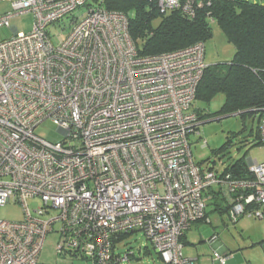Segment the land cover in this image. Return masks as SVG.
I'll list each match as a JSON object with an SVG mask.
<instances>
[{
  "label": "built area",
  "instance_id": "obj_1",
  "mask_svg": "<svg viewBox=\"0 0 264 264\" xmlns=\"http://www.w3.org/2000/svg\"><path fill=\"white\" fill-rule=\"evenodd\" d=\"M11 1L0 26L22 13L34 25L0 42V205L14 200L26 217L0 219V264H39L56 223L57 254L91 264L123 263L129 252H116L117 238L133 231L166 264H198L181 236L208 217L210 189L232 222L264 217V160H248L249 176L234 177L202 168L190 151L202 121L194 101L208 66L203 41L142 54L128 16L105 0ZM214 1L157 6L192 17ZM63 18L70 24L55 44L48 28ZM46 119L63 136L57 143L33 133ZM35 197L43 205L32 211ZM214 257L228 264L218 251Z\"/></svg>",
  "mask_w": 264,
  "mask_h": 264
},
{
  "label": "rangeland",
  "instance_id": "obj_2",
  "mask_svg": "<svg viewBox=\"0 0 264 264\" xmlns=\"http://www.w3.org/2000/svg\"><path fill=\"white\" fill-rule=\"evenodd\" d=\"M254 2H262L263 0H252ZM12 10L11 0L0 1V16L9 13ZM83 10V9H82ZM34 15L32 13H22L15 15L10 20L11 26H0V42L16 35L15 29L20 32H29L34 25ZM159 20L155 21L158 24ZM70 21L63 18L48 28L53 37L55 44L59 43L65 37V32L69 27ZM211 36L205 42V61L208 65L215 63H228L234 58L235 47L233 43L227 39L225 32L212 22ZM63 33L60 34V32ZM226 96L224 93L216 94L210 103L197 99L194 104L202 110L207 111L210 117L203 125H199L196 133L189 135L192 155L196 163H202L203 167H207L209 162L207 158L215 160L216 167L223 169L226 165L235 162L236 160L250 159L264 160V145H260L256 138V130L258 127V120L256 114H247L242 116L240 114L228 115L220 114ZM219 118V119H218ZM203 122V121H202ZM58 127L52 120L46 119L39 124L33 133L51 142L60 141L62 134L57 131ZM207 144L203 147L204 142ZM205 160V161H204ZM224 162L221 164V162ZM249 162V161H248ZM43 205V201L39 197L30 198L28 206L32 211L38 209ZM26 217L25 208L22 204L10 200L4 205H0V219L3 220H23ZM44 217V216H43ZM228 225L220 232V241L223 242L229 249V257L237 263H254L264 264V217L258 218L255 216L245 215L235 222H227ZM59 224L54 225V231L49 233L45 241L43 250L40 254L39 264H91L79 255H64L57 254L56 244L60 239L58 230ZM256 229V245L248 246L242 242L247 237V234ZM193 234H197L196 227H192ZM249 235V234H248ZM199 239V238H198ZM197 246V247H195ZM205 246V247H202ZM208 246L209 240L205 242H197L196 244L184 245L182 248L185 254L196 253V248L202 247L200 253L201 258H208L210 264L216 261L213 250ZM148 249V250H147ZM210 250V252H208ZM116 252L126 254L129 252L128 259L120 264H166L159 257L157 250L153 244L146 238L143 232L139 231L133 233L121 242L116 244ZM206 256V257H205ZM202 264V262H201Z\"/></svg>",
  "mask_w": 264,
  "mask_h": 264
},
{
  "label": "trees",
  "instance_id": "obj_3",
  "mask_svg": "<svg viewBox=\"0 0 264 264\" xmlns=\"http://www.w3.org/2000/svg\"><path fill=\"white\" fill-rule=\"evenodd\" d=\"M104 4L107 9L124 12L128 16L130 35L142 54L174 51L199 40L205 43L211 36L212 22L217 23L235 47L234 58L225 64L207 66L196 100L210 103L216 94L224 93L226 101L218 113L240 111L242 116L256 114L258 127L255 136L259 144L264 145L259 124L264 119V0H215L197 9L192 17L180 10L164 13L157 6V0H105ZM156 20H159L158 24H155ZM196 108L200 120L210 117L207 111ZM205 160L209 162L207 167L213 169L216 166L215 160ZM198 164L207 168L202 163ZM248 168V162L239 159L223 169L218 167V170L229 172L234 177H248ZM210 192L215 190L210 189ZM221 200L224 204V199ZM221 206L228 211V204ZM136 232L139 231L121 234L117 243ZM184 235L181 236L182 241ZM158 255L161 258L159 252Z\"/></svg>",
  "mask_w": 264,
  "mask_h": 264
},
{
  "label": "crops",
  "instance_id": "obj_4",
  "mask_svg": "<svg viewBox=\"0 0 264 264\" xmlns=\"http://www.w3.org/2000/svg\"><path fill=\"white\" fill-rule=\"evenodd\" d=\"M206 195H208L207 198L208 210H206L208 213L207 214L208 217L206 218V220L195 222V224L193 225L194 227H196L198 231L197 234H193V232L191 231L193 226L191 227V229H189L186 232V235H184V239H183L184 244L186 245V243H188L195 245L196 240L197 242H205V243L207 240H209V244L211 246L208 247L210 248V250H213L214 254L215 251H218L221 254H229L230 252L228 247H226V245L220 241V232L225 229V226L228 225L227 222L230 221L229 213L227 210L222 208L221 205L224 204L221 198H218L219 195H217L215 192H210V190L206 193ZM255 233H256V229L248 233L249 235L247 234V237L244 240H242V242L247 244V247L256 245ZM123 240H121V242ZM202 247L200 249L196 248V253H192L191 256L189 254H185V255L187 257L196 258L198 264H201V262L202 264H210V260H208V258H204V259L201 258L200 253L203 251ZM210 250H208V252H210ZM213 264H221V263L219 262V260H216L214 261ZM228 264H244V263L242 262L237 263L232 259V257H228ZM246 264H256V262L254 263L249 262Z\"/></svg>",
  "mask_w": 264,
  "mask_h": 264
},
{
  "label": "water",
  "instance_id": "obj_5",
  "mask_svg": "<svg viewBox=\"0 0 264 264\" xmlns=\"http://www.w3.org/2000/svg\"><path fill=\"white\" fill-rule=\"evenodd\" d=\"M236 115V114H242V112H235V113H231V114H228V115ZM226 115V114H225ZM219 119V118H218ZM207 121H209V120H203V122L201 121V123H200V125L202 124L203 125V123H206Z\"/></svg>",
  "mask_w": 264,
  "mask_h": 264
},
{
  "label": "bare ground",
  "instance_id": "obj_6",
  "mask_svg": "<svg viewBox=\"0 0 264 264\" xmlns=\"http://www.w3.org/2000/svg\"><path fill=\"white\" fill-rule=\"evenodd\" d=\"M15 32H16V29H15ZM228 213H229V209H228ZM47 239V238H46ZM46 241V240H45ZM45 244V243H44ZM222 256H224V257H229L228 255H230V254H221ZM218 260V259H217ZM219 262H220V260H219Z\"/></svg>",
  "mask_w": 264,
  "mask_h": 264
},
{
  "label": "clouds",
  "instance_id": "obj_7",
  "mask_svg": "<svg viewBox=\"0 0 264 264\" xmlns=\"http://www.w3.org/2000/svg\"><path fill=\"white\" fill-rule=\"evenodd\" d=\"M208 65V64H207Z\"/></svg>",
  "mask_w": 264,
  "mask_h": 264
}]
</instances>
